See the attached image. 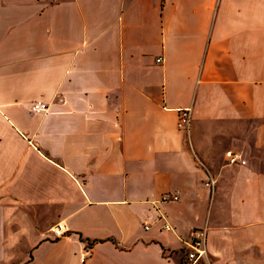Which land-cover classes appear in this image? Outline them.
Returning <instances> with one entry per match:
<instances>
[{"label": "crops", "instance_id": "crops-1", "mask_svg": "<svg viewBox=\"0 0 264 264\" xmlns=\"http://www.w3.org/2000/svg\"><path fill=\"white\" fill-rule=\"evenodd\" d=\"M199 230L264 264V0H0V264H182Z\"/></svg>", "mask_w": 264, "mask_h": 264}, {"label": "built area", "instance_id": "built-area-1", "mask_svg": "<svg viewBox=\"0 0 264 264\" xmlns=\"http://www.w3.org/2000/svg\"><path fill=\"white\" fill-rule=\"evenodd\" d=\"M162 59H158L157 63H161ZM48 107L43 103H35L32 106V111L35 113L46 112ZM179 119L177 127L179 130L188 132L191 125V110L182 109L179 110ZM227 159L230 164H245L246 162L242 160V156L239 153L228 152ZM214 185V181L212 179L207 183L208 187H212ZM179 200V197L172 194H164L161 198L162 203H170L176 202ZM164 219V218H162ZM148 229V227H146ZM164 229L166 231L172 230L171 226L165 222ZM52 240H58L66 237L67 230L66 226L63 223H58L53 226L50 230ZM186 250H184V257L182 260V264H202L204 258L208 255L207 250V234L206 231H195L193 233L190 241L185 243Z\"/></svg>", "mask_w": 264, "mask_h": 264}]
</instances>
